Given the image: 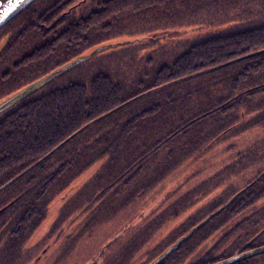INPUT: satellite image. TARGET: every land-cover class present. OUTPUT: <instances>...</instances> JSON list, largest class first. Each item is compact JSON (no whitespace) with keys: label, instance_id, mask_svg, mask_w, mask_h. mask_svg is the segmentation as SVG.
I'll use <instances>...</instances> for the list:
<instances>
[{"label":"trees","instance_id":"obj_1","mask_svg":"<svg viewBox=\"0 0 264 264\" xmlns=\"http://www.w3.org/2000/svg\"><path fill=\"white\" fill-rule=\"evenodd\" d=\"M47 1L64 4L60 8L73 2ZM100 1H105L101 12L109 4L121 11L107 14L104 23L110 26L97 25L100 10L92 20L85 19L86 13L73 18V6L39 24L28 22L24 30L32 28V33L12 36L13 55L23 49L24 56L7 67L17 81L9 92L40 80L90 48L116 40L123 44L105 48L55 78L42 87L55 90L45 97H36L40 89L0 114V259L6 257L7 264L6 255L26 245L48 204L94 162L104 160L106 165L97 175L99 183L106 178L104 187L126 185L123 199L134 203L163 187L180 169L213 165H206L208 155L251 129L264 128V1L255 13L248 10V0L236 10L231 5L242 0ZM41 11L31 13V19ZM183 27L191 29L190 34L177 31ZM77 35L80 40L73 38ZM55 41V59L41 56L45 62L38 68L21 65L29 61L31 50L48 52ZM50 59L56 66L45 67ZM19 65L23 68L15 72ZM233 148L225 146L227 152ZM247 156L253 157L250 162ZM247 168L248 183L239 188L237 180ZM203 172L192 170L175 189L182 200L168 217L191 212L168 235L165 247L179 242L187 253L215 230L222 231L215 240L237 237L216 259L249 238H254L252 248L264 246V139L235 153L204 179ZM78 193L75 197H84ZM223 246H213L209 260ZM21 250L19 264L25 261Z\"/></svg>","mask_w":264,"mask_h":264},{"label":"rangeland","instance_id":"obj_2","mask_svg":"<svg viewBox=\"0 0 264 264\" xmlns=\"http://www.w3.org/2000/svg\"><path fill=\"white\" fill-rule=\"evenodd\" d=\"M97 1L100 2V4L97 5ZM245 1L247 0H242V2L235 1L231 6H233L234 10H236V7H243ZM263 1L264 0H248L246 4L248 6V10L253 13L258 12V7L261 6L260 3ZM104 2L105 1H103V3ZM103 3L100 0H73L71 5L68 4L65 7L60 8V6L64 4L56 6L53 1L51 3L47 0H40L34 5L31 3L32 6L29 5L30 7H27L28 10H26L27 8L24 9L20 12H23L22 14L18 13L15 19L9 21L7 25L0 30V102L22 89L21 87L19 90L8 91V89L12 87L13 83H15L13 86L14 89L17 88L15 87L17 85V81L15 82L10 78L13 70L7 67H9L13 62L21 61L24 56L23 49H20L15 55H13V46L12 43H10L13 38L12 36L32 33L34 29L30 28L28 30L27 28L24 30L26 28L25 25L29 23L39 24L41 21L40 19L45 18L46 20L50 17H56L55 14H64L73 6V10L71 11L74 15L73 18L78 19L83 13H86V20H92L95 18L94 14H96V11L100 10ZM127 4L128 2H125L124 5ZM117 6V4H109L107 10L104 12H101L100 10L101 17L99 18L100 20L97 25L102 23V27L110 26L111 24L105 25L104 19L109 13H120L121 11H116L118 8ZM38 8L42 11L39 12V15H37V19H31V13H34V11L38 10ZM41 24L42 26H46L45 21ZM57 29L59 30V28ZM87 29L88 28H86V30ZM179 30H184L185 32H188V34L191 32V29L186 27L180 28L177 31ZM50 31H54V28ZM73 38L80 40L78 35L73 36ZM114 39L121 38L116 37ZM21 40L22 39L19 41ZM116 41L108 42L114 44ZM58 43L59 41L51 42L54 46V50L51 49L48 52L40 53L43 48L40 52H33L31 50V58H28L29 61H26L21 65H27L30 67L36 66L37 64L38 68L45 62L44 59L40 60L41 56L44 58L53 56L55 59V57L58 56L56 53L58 51H55L59 49ZM102 46H104V44H102ZM92 49L90 48L84 51L81 56L87 55L92 51ZM38 53H40L39 57L37 56ZM54 59L46 61L47 64H45V67L51 68L52 66H56ZM100 67L102 70L105 68L104 65ZM20 68L23 67H20L19 65V67L14 68L15 72L19 71ZM80 69L81 68L75 69L69 73L71 75H67V77L74 76ZM50 73L52 72H49L46 75ZM65 79H60L58 81L64 82ZM186 85L188 84L183 86ZM50 90H48V88L42 89V92L36 94V97L42 98L50 92L52 93L55 91ZM11 134L19 135V132ZM261 139H264V128L255 130L251 129L250 131L241 134L239 139L232 140L229 143L235 146V148L230 149L229 152L225 150V146L229 144H225L221 149H218V151H214L208 155V160L206 161L208 163H206V165L209 163H213V165H202L197 168H195V166L191 168L190 166L180 169L179 172L176 174L174 173V175L166 179L163 187L147 193L143 199L135 201L134 203H129L123 199L124 192L128 191V189L125 188L126 185H122L120 188L118 186L115 187L114 185H106L104 187L103 184L106 182V178L102 180V183H99L97 175L106 165H104V160L94 162L88 169L83 171L81 174H78L76 179L68 185L65 191L58 194V196L48 204L45 217L27 239L26 245L15 247V252L12 254L10 253L9 255H6L4 251V255L8 257L10 264H19L22 262L19 260V256H17L19 249L24 251L32 247L33 251H35L34 255L30 257L27 262H23V264H36L39 262V260H36L39 256L42 259V264H153L156 261L157 256H161L168 250L167 249L164 252L166 249L164 248L166 245L164 244V239L167 238V235L173 230H176L179 224H182V222L186 219V215L191 212V209H188V211L177 213L176 216L171 218H169V214H167L170 210L176 208L182 200V198L178 197L182 195V193L180 194L179 190L176 191L175 189L183 182V179L185 180L188 176H190L192 170L194 174L197 169L204 170L203 174L200 176L204 179V177H207L209 174L218 170L221 165L229 163L235 153L246 148L249 149L251 144L255 141H260ZM17 140H20V138ZM24 140H26V136H24ZM79 142L81 143V141ZM252 158L253 157L250 158V156H247V162H250ZM71 161H73V159ZM250 170L251 169L249 168L243 170L242 173H245V175H243V178L241 177L237 180V183L239 185L241 184L239 188L247 185V179H249L250 176L246 175L251 174ZM104 176L105 175H103V177ZM243 180L244 182L241 183ZM88 185L90 186V189L85 190L84 187H87ZM78 191L84 194L83 198L75 197L79 194ZM70 200H74V203L76 204L69 205L68 207ZM64 206H67L66 208H68L67 211L69 212H63L62 207ZM74 219L78 220L71 223ZM87 223H90L88 227H86ZM70 228H73L74 231L70 230ZM217 232L222 231L215 230L211 236H208L203 240L204 243L209 242V244H211L206 247V249H211L213 246H216V243L221 246L227 243L226 246L223 247L228 248L230 247V243L234 239H237L235 234L228 237L226 239L227 242L223 239V237L215 240V237L218 235ZM138 241H140L139 245L137 244ZM158 244H162V246ZM160 246L162 247L161 249H159ZM200 248L197 252L201 250ZM45 249L48 254L44 252ZM184 254L185 250L181 249L175 257L180 258L184 256ZM4 259H6V257L0 259V264H7L4 262ZM249 264H264V257H259L256 260L251 261Z\"/></svg>","mask_w":264,"mask_h":264},{"label":"water","instance_id":"obj_3","mask_svg":"<svg viewBox=\"0 0 264 264\" xmlns=\"http://www.w3.org/2000/svg\"><path fill=\"white\" fill-rule=\"evenodd\" d=\"M34 1L36 0H0V30L4 28V26H6L9 21L14 19L18 13L26 9ZM120 44H123V42H119V43L116 42L114 44L98 46L94 48V50L89 52L87 55L75 58L72 62L63 65V67H59L58 69L52 71V73L43 76L40 80L34 81L30 85L20 89L19 92L10 95V97L0 102V114L9 110L10 107L20 103L21 100L31 96V94L39 91L40 89H42V87L52 82L55 78L62 76L64 73L73 70L76 66L82 65L85 62H88L89 60L95 58V56L104 52L105 48H110V47L116 48V46ZM260 52H264V50ZM257 53H255V55ZM252 55L254 54H251L250 56ZM178 244L179 242L176 243L173 247L169 248L164 254L159 256L158 260H156L153 264H158L162 260H164L172 250L178 247ZM263 253H264V247H260L248 253H244L245 255H241V256L236 255L233 258L225 260L219 264H234V262L245 259V257H252Z\"/></svg>","mask_w":264,"mask_h":264},{"label":"flooded vegetation","instance_id":"obj_4","mask_svg":"<svg viewBox=\"0 0 264 264\" xmlns=\"http://www.w3.org/2000/svg\"><path fill=\"white\" fill-rule=\"evenodd\" d=\"M98 4H100V2H98L97 1V5ZM85 19H87V17L85 18ZM4 70V69H3ZM11 88H9L8 89V91L10 90ZM189 213V212H188ZM190 214V213H189ZM189 214L188 215H186V216H189ZM177 229H178V227H177ZM176 229V230H177ZM174 231V230H173ZM169 235V234H168ZM167 235V238H165L164 239V242H166L167 241V239H168V236ZM252 240V241H251ZM235 241V239L230 243V245L229 246H231L232 244H233V242ZM249 241H251L250 243H249ZM253 241H254V238H249V239H247V240H245L244 242H243V244L242 245H238L235 249H234V251L232 252V253H230V254H228V256H226L225 258H223L222 260L220 259V258H217L216 259V257H219V255H220V252L221 253H223V251L225 250V249H227V247H223V248H221L220 250H219V252H216L215 253V257H214V259H212V260H209V259H211L213 256V253H214V251L215 250H213L212 252H210L208 249H206V247L204 248V246H203V242H201L200 244H197V246H194L192 249H190V251H188L187 253L185 252V254H184V256H182V257H180V258H176V257H171V256H173L174 254L176 255L178 252H179V250H181L182 248L179 246L176 250L174 249V250H172L170 253H169V255L164 259V260H162L160 263H158V264H219V263H222L223 261H225V260H228V259H231V258H233L234 256H241V255H245L244 253H248V252H250V251H253V250H255L256 248H260V247H255V248H252V244H253ZM217 244V243H216ZM227 244V243H226ZM158 245H161L162 246V244H158ZM167 245V244H166ZM173 244H170V245H168L167 247H165L164 246V248H166L165 250H164V252L167 250V249H169V248H171V247H173L172 246ZM161 246H160V248L159 249H161ZM202 246H203V248H202ZM201 247V248H200ZM261 247H264V246H261ZM201 249L199 252H197V250L198 249ZM44 250V249H43ZM185 250V249H184ZM34 252L35 251H33V249H32V247H30V248H28V249H26V250H24V251H22V253H24V255H25V261L24 262H27L29 259H30V257H32L33 255H34ZM44 252H46L47 253V250L45 249V251ZM189 253V254H188ZM48 254V253H47ZM264 254V253H263ZM262 255V254H261ZM260 255H255V256H252V257H245V259H242V260H239V261H236V262H234V263H237L238 262V264H249L251 261H247V260H250V259H254V260H256L257 258L256 257H259ZM158 257L159 256H157V259L156 260H158ZM27 258V259H26ZM256 258V259H255ZM37 261L39 260V262L38 263H36V264H42L41 262H42V259H41V257L39 256V258L38 259H36ZM153 260H155V259H153ZM153 260H151V261H153ZM210 262H212V263H210ZM148 263V262H147ZM32 264H35V263H32Z\"/></svg>","mask_w":264,"mask_h":264}]
</instances>
